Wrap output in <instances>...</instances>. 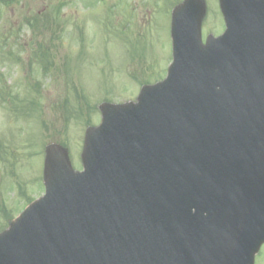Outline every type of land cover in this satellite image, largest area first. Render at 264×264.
<instances>
[{
	"label": "water",
	"instance_id": "1",
	"mask_svg": "<svg viewBox=\"0 0 264 264\" xmlns=\"http://www.w3.org/2000/svg\"><path fill=\"white\" fill-rule=\"evenodd\" d=\"M172 11L173 61L136 103L100 105L74 172L47 148L45 194L0 233V264H253L264 242V0Z\"/></svg>",
	"mask_w": 264,
	"mask_h": 264
},
{
	"label": "rangeland",
	"instance_id": "2",
	"mask_svg": "<svg viewBox=\"0 0 264 264\" xmlns=\"http://www.w3.org/2000/svg\"><path fill=\"white\" fill-rule=\"evenodd\" d=\"M180 1L0 0V46L11 40L21 57L17 49L24 45H54L46 74L39 64L31 76L22 65L19 72L15 64L0 70V88H9L0 101V231L43 193L47 144L67 146L79 170L84 130L99 123L98 105L134 101L141 85L164 77L171 9ZM204 1L202 39L223 27L217 0ZM255 262L264 264V245Z\"/></svg>",
	"mask_w": 264,
	"mask_h": 264
},
{
	"label": "flooded vegetation",
	"instance_id": "3",
	"mask_svg": "<svg viewBox=\"0 0 264 264\" xmlns=\"http://www.w3.org/2000/svg\"><path fill=\"white\" fill-rule=\"evenodd\" d=\"M11 37V34H9ZM4 46H0V70L5 69H12V65H17L14 69L19 72L21 68H19V65H22V71L25 74L27 71L31 69V60L35 64H39L40 62H43L44 58H51L54 54V45H45L43 46L40 51L33 49H29L28 46L24 45V48H18L17 52H19L21 57H18L15 55L14 48L11 45L12 41L7 39L5 41H2ZM35 53L37 56L35 57ZM12 72V71H11ZM1 89V88H0ZM5 93L7 94L9 91V88L4 89Z\"/></svg>",
	"mask_w": 264,
	"mask_h": 264
}]
</instances>
